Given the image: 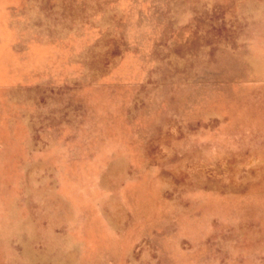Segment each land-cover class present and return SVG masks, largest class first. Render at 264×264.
<instances>
[{
	"label": "rangeland",
	"instance_id": "374dc122",
	"mask_svg": "<svg viewBox=\"0 0 264 264\" xmlns=\"http://www.w3.org/2000/svg\"><path fill=\"white\" fill-rule=\"evenodd\" d=\"M0 264H264V0H0Z\"/></svg>",
	"mask_w": 264,
	"mask_h": 264
}]
</instances>
